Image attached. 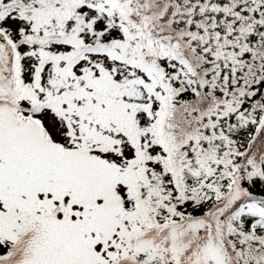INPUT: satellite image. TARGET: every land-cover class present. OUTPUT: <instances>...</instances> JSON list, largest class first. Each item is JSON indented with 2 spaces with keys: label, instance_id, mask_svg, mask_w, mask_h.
<instances>
[{
  "label": "snow or ice",
  "instance_id": "snow-or-ice-1",
  "mask_svg": "<svg viewBox=\"0 0 264 264\" xmlns=\"http://www.w3.org/2000/svg\"><path fill=\"white\" fill-rule=\"evenodd\" d=\"M0 264H264V0H0Z\"/></svg>",
  "mask_w": 264,
  "mask_h": 264
}]
</instances>
